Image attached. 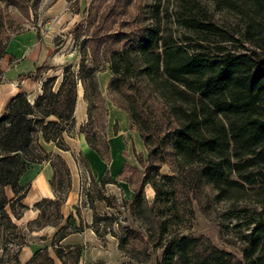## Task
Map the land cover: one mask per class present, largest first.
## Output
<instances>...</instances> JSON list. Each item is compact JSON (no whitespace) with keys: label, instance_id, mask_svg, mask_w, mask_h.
Segmentation results:
<instances>
[{"label":"trees","instance_id":"trees-1","mask_svg":"<svg viewBox=\"0 0 264 264\" xmlns=\"http://www.w3.org/2000/svg\"><path fill=\"white\" fill-rule=\"evenodd\" d=\"M215 6L238 16L244 28L243 50L210 43L213 37L221 38V42L236 40L207 18H195L186 12L178 14L177 21L197 38L177 37L161 22L159 9L154 11L153 22L143 29L106 30L90 36L95 47L104 45L106 49L105 60L111 71L108 95L138 128L148 152L141 186L132 201L143 206L142 187L151 184L154 202L162 200L168 210L174 211L172 216L180 218L179 211L184 210L178 196L183 181L159 173L170 148L184 168L182 174H194L213 191L216 201L242 199L248 196L249 188L260 206L249 220L240 257L217 248L205 237L182 235L165 243L161 264H264V0H215ZM81 25L77 23L75 29ZM4 53L5 48H0V59ZM91 57L98 61L97 49ZM49 68L52 66L48 63L40 65L34 77ZM97 70L98 65L88 66L84 61L77 72L65 67L60 75L42 81L41 92L33 102L20 90L5 103L0 113V218L7 219L12 228L16 224L6 209L25 196L20 177L29 163L44 161L35 156L37 135L59 148L64 146L63 133L75 121L78 83L85 94L96 97ZM86 140L103 161L110 162L107 143L103 147L100 142L95 145ZM101 182H107L105 177ZM58 231L61 233L51 246L55 256L62 264H77L82 248H68L64 253L65 246L57 243L71 232L62 228ZM17 237H10L8 243ZM18 244V249L9 254L12 264H54L48 246L35 250L21 263L19 253L25 244ZM1 250L0 264H4L9 250L6 246ZM64 254H72V262Z\"/></svg>","mask_w":264,"mask_h":264},{"label":"rangeland","instance_id":"rangeland-1","mask_svg":"<svg viewBox=\"0 0 264 264\" xmlns=\"http://www.w3.org/2000/svg\"><path fill=\"white\" fill-rule=\"evenodd\" d=\"M156 9L160 11L161 22L177 37L197 38L177 21V15L186 12L195 18H207L226 31L224 35L240 40L221 42V38L213 37L210 43L243 50L240 48L244 43L241 21L230 9L218 10L215 0H0L1 49L5 48L6 52V46L14 36L36 29L42 39L50 40L56 49L54 62L49 63L52 68L46 69L43 80L60 75L65 67L77 72L82 61L88 66L98 65L95 73L98 95L85 94L83 85L78 83L77 93L81 94L85 104L86 116L75 118L74 124L63 133L64 146L59 148L53 143L54 148L49 151L39 141L40 134L37 135L35 156L44 159L41 164L50 167L52 176L48 185L52 195L35 201L33 181L21 185L25 196L20 202H14L11 209H6L16 228H12L7 219L0 218V256L3 246L9 250L4 264H12L9 254L17 250L21 242L25 244L22 247L36 250L48 246V254L55 258L51 246L61 233L59 228L74 235L67 244L63 240L57 243L65 246L64 253L69 251L68 248H82L77 264H161L165 243L182 235L205 237L217 248L240 257L243 238L249 232V220L254 212L260 211L249 188H246L248 196L242 199L216 201L213 191L194 174H182L184 168L168 148L159 173L175 175L176 179L183 181V186H179L182 193L178 196L179 206L184 210L179 211L180 218L173 217L174 211L168 210L162 200L154 202L155 192L151 184L142 187L143 206L132 201L141 186L148 152L138 128L131 122L122 126V109L113 103L107 91L111 71L105 60L106 49L104 45L95 47L90 36L106 30L129 32L143 29L153 22ZM79 22L82 25L76 30ZM245 45L250 48L248 43ZM96 49L98 61L91 57ZM1 59L0 66H3ZM16 62V57H9L7 64ZM151 104L154 106V101ZM88 109L91 119L88 118ZM86 138L95 145L101 143L103 147L107 143L111 162H99L102 166L98 167L96 163L102 159ZM117 144L114 155L111 148ZM93 155L97 161H93ZM31 164L27 168H34ZM103 167H106L105 171ZM100 169L102 171H98ZM103 177L106 183L101 182ZM6 192L9 198L14 196L9 188ZM15 235L18 237L8 243ZM82 236L85 242L76 244L83 239ZM71 255L64 254V258L72 262Z\"/></svg>","mask_w":264,"mask_h":264},{"label":"crops","instance_id":"crops-1","mask_svg":"<svg viewBox=\"0 0 264 264\" xmlns=\"http://www.w3.org/2000/svg\"><path fill=\"white\" fill-rule=\"evenodd\" d=\"M49 41H46L44 38L42 39V35L37 29L35 31L30 30L18 34L9 41L8 45L6 46V52L1 59L2 61H4L3 63L4 65L0 66V69L2 71V80L0 81V113L2 112L7 100L12 95L16 94L18 91L20 90L24 91L27 95V99L30 102H33L35 97L41 92V84L43 81L42 78L46 74L45 73L46 70L41 71L38 77H34V74L36 68L39 67L40 65L44 63L52 64L54 62L53 59L56 52L52 53L54 49L52 43ZM9 57L11 58L16 57L17 62L13 63L12 65H8L7 63ZM81 100L82 97L80 94L77 96V101L74 110V116L76 119L78 118L82 119L86 116L85 104L82 100L84 104L82 108ZM122 112L124 114V117L121 118V123L122 126L126 127V123L127 125H129L130 120L126 111L122 109ZM119 117H121L120 114ZM39 141L40 142L42 141L43 142L42 146L43 144L46 145V148L49 151H51L52 148H54L53 143L44 141L41 135ZM118 146L119 145L117 144L114 146V149L111 148V153L116 155V148ZM84 150H88V148ZM93 157L95 156L94 155L91 156L93 161L98 160L97 157L95 158ZM111 157L112 156H110V159ZM99 162L103 164L104 161L99 159L98 163H96L98 164V167L101 168L102 165L100 166ZM31 165L34 166V168L26 169V171L20 177L19 180L20 185L33 181L32 183L33 200L37 201L42 198H48L49 196L52 195V190L48 185V180L52 176L49 165L41 164V163H32ZM105 168L106 167H103L102 170L105 171ZM29 169L31 170L30 173H29ZM102 170L100 169L98 171H102ZM100 175L101 172L98 175V177H100ZM73 236H74L73 234H69L62 240L64 243L67 244L70 241V238H72ZM82 238L83 239H81L76 244L81 245L82 243H84L85 239L83 236ZM35 250L36 249H32L29 246L22 247L19 253V261L21 263H25L31 257V255ZM53 259H54V264H62L60 260L56 258V256Z\"/></svg>","mask_w":264,"mask_h":264}]
</instances>
